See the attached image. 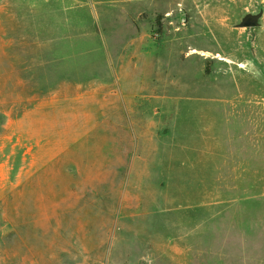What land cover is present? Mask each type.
Returning a JSON list of instances; mask_svg holds the SVG:
<instances>
[{"label":"rangeland","instance_id":"obj_1","mask_svg":"<svg viewBox=\"0 0 264 264\" xmlns=\"http://www.w3.org/2000/svg\"><path fill=\"white\" fill-rule=\"evenodd\" d=\"M0 264H264V0H0Z\"/></svg>","mask_w":264,"mask_h":264},{"label":"water","instance_id":"obj_2","mask_svg":"<svg viewBox=\"0 0 264 264\" xmlns=\"http://www.w3.org/2000/svg\"><path fill=\"white\" fill-rule=\"evenodd\" d=\"M183 15V16H182ZM180 17V22H183L184 19V14H182ZM263 16V10L259 9V11L256 14H252V13H247L244 14L241 19L240 22L237 24L238 28H255L258 27L260 25V19Z\"/></svg>","mask_w":264,"mask_h":264}]
</instances>
